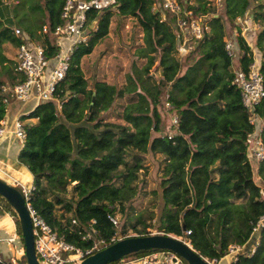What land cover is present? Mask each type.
I'll use <instances>...</instances> for the list:
<instances>
[{"label":"trees","instance_id":"obj_1","mask_svg":"<svg viewBox=\"0 0 264 264\" xmlns=\"http://www.w3.org/2000/svg\"><path fill=\"white\" fill-rule=\"evenodd\" d=\"M65 1L0 0V73L6 77L0 80V120L5 116L2 99L7 95L2 89L18 81L15 61L4 55L3 44L16 47L20 43L13 32L18 27L31 42L44 48L47 57H56L59 46L52 31L64 23L61 13ZM161 2L116 0L112 7L86 12L87 40L74 46L68 71L54 98L19 116L26 136L17 162L26 167L32 181L27 202L64 240L88 246L93 239L84 236L91 227L93 236L109 245L116 230L108 216L115 214L117 205L122 212L126 210L125 202L137 193L138 173L146 153H158L162 156V208L158 223L153 225L157 231L186 239L209 260H220L228 255L230 245H238L240 251L233 254L230 264H264V226L253 231L264 215V158L255 162V170L249 137L255 134L256 126L242 104L231 69L237 56L236 69L246 71L255 62L264 87V25L255 32L259 52V60H255L237 22V17H247L249 23L264 21V0H220L221 10L212 7L209 0H179L203 16L210 28L209 36L181 57L175 56L180 42L175 17L161 15ZM114 13L136 19L143 43L134 51L136 59L123 87L103 80L94 82L96 94L88 112L92 89L80 62L108 34ZM222 16L237 32L235 48L239 53L232 56L225 49L228 31ZM92 23L95 26L91 27ZM138 60L144 61L139 64ZM157 69L160 75L154 76ZM116 97L126 101L118 113L123 123L99 118ZM166 102L177 119L169 132L165 126L163 132L161 107ZM254 109L264 120V97ZM259 136L264 144V125ZM67 185L75 193L69 198L64 196ZM60 205L71 215H58ZM4 213L11 216L21 236L14 210L0 196V214ZM137 223L142 224L141 229L137 224L132 227L138 235L150 234V223L140 218ZM121 227L124 233L126 225ZM153 251L160 250L132 253L108 264L125 263ZM22 260L26 264L24 255ZM0 264L7 263L1 260Z\"/></svg>","mask_w":264,"mask_h":264},{"label":"built area","instance_id":"obj_2","mask_svg":"<svg viewBox=\"0 0 264 264\" xmlns=\"http://www.w3.org/2000/svg\"><path fill=\"white\" fill-rule=\"evenodd\" d=\"M219 2L220 0H218ZM115 4L116 0H66L61 13L64 23L56 25L52 31V34L56 38L55 41L59 46V53L54 58L47 57L44 48L40 44H34L30 41L28 34L20 28L14 27L13 32L15 36L20 38V43L15 47L14 53L18 81L12 87H3L2 92L7 93V95L4 96L2 102L8 104L10 100H13L22 104L32 102L34 105H37L41 102L52 100L60 82L68 71L69 57L74 46L87 40V32L84 27L86 12L89 9L101 10L106 7H112ZM161 5V10L165 14L169 13L175 17L178 33L184 36V45L192 48L193 44L203 41L209 36L210 28L205 23L204 18L197 16L189 8L182 6L179 0H162ZM245 19L247 21L244 23H248V18L245 17ZM46 30L47 27L44 26L43 31ZM235 47L236 45L231 39L226 40L225 49L229 56L236 53ZM233 82L240 90L242 104L250 112V122L257 126L256 124L262 120L259 119L254 108L264 97V87L262 75L256 63H252L246 71L235 69ZM165 104L169 105L167 102ZM28 112L23 114H27ZM19 116L14 119V133L18 140L23 143L26 133L24 122L19 119ZM176 121V117L172 116L171 123L175 124ZM5 124L6 121L2 118L0 120V139L6 133ZM249 154L256 163L264 158V144L259 133L255 132L251 138ZM0 178L7 183L9 182V184L11 183L10 185L15 184L19 186L18 189L26 200L32 224L35 255L40 264H79L88 255L107 246L105 240L97 239L93 236L95 230L91 227L86 230L84 238H91L93 241L85 247L76 246L59 237L57 232L27 202L32 185L29 186L14 177L1 165ZM108 217L113 227L115 229L118 228L119 221L117 217L115 215H109ZM71 222L74 225L76 224L74 219ZM263 226L264 215L260 216L257 223L253 226V231L257 232ZM151 233L163 232L154 231ZM120 238H123V235L115 231L110 241L114 242ZM253 250L254 247H252L251 251ZM239 251L240 246L238 248L234 247L233 250H228V255H232L233 257V254ZM205 259L210 264H216L219 261L215 258L211 260ZM127 262L128 264H187L183 258L169 250L149 252Z\"/></svg>","mask_w":264,"mask_h":264},{"label":"rangeland","instance_id":"obj_3","mask_svg":"<svg viewBox=\"0 0 264 264\" xmlns=\"http://www.w3.org/2000/svg\"><path fill=\"white\" fill-rule=\"evenodd\" d=\"M191 3H196V0H191ZM209 3L212 7H215L217 10L222 9V4L220 2L218 3V0H209ZM164 14L165 13L161 11V15H163V17ZM207 15L210 16L209 14ZM222 17L226 26V31H228L227 40L231 39L235 43V45H237L235 40V37L237 35L236 29H232L230 23L227 22V19L224 16ZM244 19L245 17L244 18L237 17V22L241 23L242 25L243 36L245 37L247 43L250 45L251 49L253 50L255 60H257L256 58H258L259 60V52L255 48V32H257L260 29L262 24L264 25V21L259 20L256 23H252V22L244 23L245 21H247V19L245 20ZM177 37L178 39H180V42H182L183 40L182 42L183 45L179 46V44H177V51L175 52V56L181 57L183 54L185 55L188 54L193 49L194 44L192 48L188 47L184 45V36L182 34L178 33ZM142 43H143V32L137 26L136 19L133 17L122 16L117 13H114V15L111 17L110 20L108 34L96 43L91 53L85 55L81 59L80 68L83 73V76L87 80L89 88L92 89L93 84L96 80L99 81L103 80L109 84L117 86L118 88L123 87L124 84L126 83V75L127 73L131 72V65L133 61L136 59V55L134 54V51L136 47ZM14 49L15 48L9 42H5L3 44V53L5 56H7L10 59L14 57ZM236 52L239 53L238 49L236 50ZM237 58L238 56L234 59V61H232V67H231L232 71H234L237 68ZM143 61L144 60H138L139 64H142ZM10 66L13 67L14 64H11ZM159 71H160L159 69L155 70L153 72V75L154 76L160 75ZM5 79L6 77L4 76V72L2 71V73H0V80H5ZM125 105H126V101L124 100V98L116 97L113 103L111 104V106L106 111H101L99 113V118L103 119L104 121H119L123 123V120L120 119L118 113L122 111ZM3 106L4 108H6L5 116H4V119L6 121V118L9 115L13 116V113L15 114L18 110H20V107H23V104L10 100L8 104H4ZM168 108L169 105L167 104H165V106L163 104L161 107L162 115H163V132H164V126L166 132L171 131V128L169 127L173 115L168 110ZM261 120L262 121L256 124L257 126L255 132L257 134L259 133L262 124L264 123V120L263 119ZM252 137L253 135H251L249 138ZM17 141L20 143L19 140ZM161 157L162 156L158 153L154 155L150 152L146 153V156L144 157L143 160V168L140 169L138 173L136 195L132 200L125 202L126 210L124 212H122L120 210L119 205H117V210L115 211L114 215L117 217L119 221V225L118 228H116L115 230L120 235L123 234V237L138 235V233L132 227L133 224H137L136 227H138V229L142 228V224L137 223L138 218L143 220L146 224L149 225L150 223L152 225V227L150 226L149 228H147V231L157 232L156 227L153 225L158 223L157 222L158 216L162 208V201L159 194L160 175H161L160 170L162 169V168L159 169L160 166L159 163ZM252 162L254 163L253 167L256 170L255 167H257V165L254 161ZM256 178L257 181L260 183L261 182L260 177L257 175ZM135 184L136 182H133V185ZM12 185L19 188V186L15 184ZM73 195H75V193L72 191L71 185H67L64 196L66 198H69ZM56 213L58 215H64V217H68L71 215V213L64 212L62 205L57 206ZM122 224L126 225L125 227L126 229L124 233L122 232V227H121ZM183 237L185 238V236ZM234 247L238 248L239 246L230 245L228 247V250L229 251L233 250ZM12 260H13L12 262L13 264H24V261L20 258H13ZM216 264H224V262L218 261Z\"/></svg>","mask_w":264,"mask_h":264},{"label":"water","instance_id":"obj_4","mask_svg":"<svg viewBox=\"0 0 264 264\" xmlns=\"http://www.w3.org/2000/svg\"><path fill=\"white\" fill-rule=\"evenodd\" d=\"M95 94V89L92 87L88 112L92 111ZM0 196L7 201L17 216L26 264H40L35 255L32 224L24 196L18 188L1 178ZM152 249L174 252L183 258L187 264H210L188 241L164 233L125 236L88 255L79 264H108L124 259L129 254L145 253Z\"/></svg>","mask_w":264,"mask_h":264},{"label":"crops","instance_id":"obj_5","mask_svg":"<svg viewBox=\"0 0 264 264\" xmlns=\"http://www.w3.org/2000/svg\"><path fill=\"white\" fill-rule=\"evenodd\" d=\"M94 23L91 24V27ZM183 42V40H182ZM179 42V46L183 45ZM15 48V47H14ZM15 53V49H14ZM14 60V57L11 58ZM13 105V104H12ZM15 106V105H14ZM35 105L32 102L23 104L13 116H8L6 118V133L0 139V165L7 169L11 175L18 178L19 180L25 182L27 185L31 186V174L23 165L17 162V154L21 147V142L19 143L14 133V119L23 113L31 110ZM31 122V120H29ZM24 254V247L21 237L17 234L14 221L9 214H0V257L7 264H13V258H20ZM232 255L224 256L219 260L223 261L224 264H230ZM128 264V262L121 263Z\"/></svg>","mask_w":264,"mask_h":264},{"label":"clouds","instance_id":"obj_6","mask_svg":"<svg viewBox=\"0 0 264 264\" xmlns=\"http://www.w3.org/2000/svg\"><path fill=\"white\" fill-rule=\"evenodd\" d=\"M21 237V236H20Z\"/></svg>","mask_w":264,"mask_h":264}]
</instances>
